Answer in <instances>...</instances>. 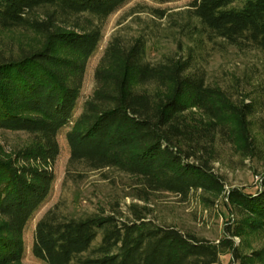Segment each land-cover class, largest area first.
<instances>
[{
  "label": "trees",
  "instance_id": "16d2710c",
  "mask_svg": "<svg viewBox=\"0 0 264 264\" xmlns=\"http://www.w3.org/2000/svg\"><path fill=\"white\" fill-rule=\"evenodd\" d=\"M127 1L0 0V129L27 135L8 152L0 147V264H23L24 231L52 190L63 127L70 126L71 164L120 170L141 184L140 198L198 191L218 198L225 193L214 165L221 147L246 158L259 153L254 106L209 83L186 59L151 63L142 36L112 40L74 120L87 61L106 19ZM191 6L208 36L255 47L264 60V0ZM18 31L39 42L17 43ZM225 207L224 234L214 242L157 224L134 205L129 217L115 208L75 215L56 206L36 224L33 253L47 264H221L225 254L264 262V247L244 253L264 236V178L254 191L232 188Z\"/></svg>",
  "mask_w": 264,
  "mask_h": 264
},
{
  "label": "rangeland",
  "instance_id": "374dc122",
  "mask_svg": "<svg viewBox=\"0 0 264 264\" xmlns=\"http://www.w3.org/2000/svg\"><path fill=\"white\" fill-rule=\"evenodd\" d=\"M193 0H128L108 16L102 38L89 57L80 97L74 111L79 116L85 101L96 88V70L105 50L115 38L130 43L142 36L147 40V58L151 63L169 58L186 59L193 69L200 71L209 83L228 90L238 101L253 105L256 113L251 124L256 144L260 148L255 156L243 157L230 145L221 147L215 170L225 179V193L218 198L192 192L183 197L169 192L148 193L138 197L141 184L132 176L115 168L88 169L71 164V149L66 139L70 126L58 134L59 153L53 165L55 175L52 190L28 221L24 231L25 251L23 264H47L33 253L35 227L44 214L54 208L83 215L118 209L125 217L132 210L142 211L149 219L161 225H174L211 241L218 242L224 234L228 212L225 204L232 188L254 191L264 178V60L260 50L250 46L230 44L208 36L192 10ZM17 43L34 46L39 42L36 34L18 31ZM27 135L0 129V147L6 152L23 144ZM235 245H243L242 238H234ZM98 242V241H97ZM244 246V245H243ZM264 247V236L252 238L249 248ZM249 261V260H248ZM264 264L263 261L250 262ZM221 264H241L231 254L221 257Z\"/></svg>",
  "mask_w": 264,
  "mask_h": 264
}]
</instances>
